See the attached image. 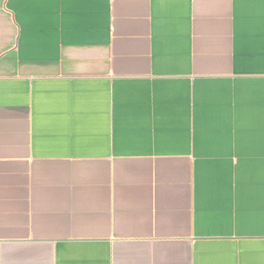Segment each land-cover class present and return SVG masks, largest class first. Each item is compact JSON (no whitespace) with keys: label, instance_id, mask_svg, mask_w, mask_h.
Returning a JSON list of instances; mask_svg holds the SVG:
<instances>
[{"label":"crops","instance_id":"obj_1","mask_svg":"<svg viewBox=\"0 0 264 264\" xmlns=\"http://www.w3.org/2000/svg\"><path fill=\"white\" fill-rule=\"evenodd\" d=\"M0 264H264V0H0Z\"/></svg>","mask_w":264,"mask_h":264}]
</instances>
